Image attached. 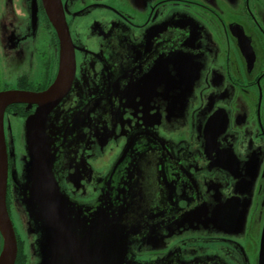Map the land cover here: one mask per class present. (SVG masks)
I'll return each mask as SVG.
<instances>
[{
	"label": "flooded vegetation",
	"instance_id": "af4514ba",
	"mask_svg": "<svg viewBox=\"0 0 264 264\" xmlns=\"http://www.w3.org/2000/svg\"><path fill=\"white\" fill-rule=\"evenodd\" d=\"M60 6L75 72L35 127L65 197L94 212L79 201L102 188L112 219L102 231L125 243L121 264H264V0ZM48 7L0 0V92H40L56 79L60 38ZM39 107L19 101L2 112L13 264L41 254L33 210L43 199L22 192L28 157L12 122L26 129ZM76 171L78 188L68 177Z\"/></svg>",
	"mask_w": 264,
	"mask_h": 264
},
{
	"label": "water",
	"instance_id": "95a60500",
	"mask_svg": "<svg viewBox=\"0 0 264 264\" xmlns=\"http://www.w3.org/2000/svg\"><path fill=\"white\" fill-rule=\"evenodd\" d=\"M48 15L60 38L59 72L51 86L40 92L8 90L0 92V232L3 250L0 264H13L16 257V237L6 208L7 150L5 147L2 112L9 103L35 102L40 105L38 113L27 123L26 146L29 159L23 171L25 183L22 192L28 190L35 197L42 195L43 204L34 208V218L41 230L40 260L37 264H121L125 243H114L116 234L109 236L102 230L108 228L112 219H106L102 207L94 212L84 210L65 197L52 172L51 145L44 130L36 129V118H43L48 109L62 98L70 88L75 72L74 49L66 27L60 0H46ZM25 172V174H24ZM40 203V202H39ZM104 208V207H103ZM88 212V214H86ZM93 215V218H92ZM104 215V217H103ZM49 227L50 238L44 231ZM264 243V236L262 238ZM264 255V251H262Z\"/></svg>",
	"mask_w": 264,
	"mask_h": 264
},
{
	"label": "rangeland",
	"instance_id": "374dc122",
	"mask_svg": "<svg viewBox=\"0 0 264 264\" xmlns=\"http://www.w3.org/2000/svg\"><path fill=\"white\" fill-rule=\"evenodd\" d=\"M12 122L17 125V127H14V131H13V134L16 137V143L20 142V144L21 143L23 144V145H21L22 152H21L20 155L21 156L25 155L29 159L30 158L29 157V149H28V146H26V141H27L26 130H27V127L25 129L24 126H19L18 125L20 123L19 119H13ZM101 160H102L101 157H97V159L94 160V164L98 165V166H101V162H102ZM77 175L78 174H77V171H76V172H73L71 174H68V177L70 178V181H71L72 185L74 187L78 188V187L81 186V184H80V177L77 176ZM104 200H105V197H104V195H102V188H101V189H99V192L96 195V197H90V193L87 192L86 194H84L82 196V200H80V201L78 200V201L81 202L84 205L89 206L90 208H91V204H93V203L95 204L96 203V206H95L96 210H99L102 207V210L105 211V207L103 208ZM13 222L16 223L17 227L19 226V222H18L16 216H13Z\"/></svg>",
	"mask_w": 264,
	"mask_h": 264
}]
</instances>
